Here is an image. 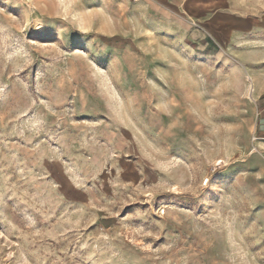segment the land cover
<instances>
[{
  "label": "rangeland",
  "instance_id": "1",
  "mask_svg": "<svg viewBox=\"0 0 264 264\" xmlns=\"http://www.w3.org/2000/svg\"><path fill=\"white\" fill-rule=\"evenodd\" d=\"M134 6L0 0V264H264V99Z\"/></svg>",
  "mask_w": 264,
  "mask_h": 264
},
{
  "label": "crops",
  "instance_id": "2",
  "mask_svg": "<svg viewBox=\"0 0 264 264\" xmlns=\"http://www.w3.org/2000/svg\"><path fill=\"white\" fill-rule=\"evenodd\" d=\"M133 2L155 29L175 30L179 49L193 61L208 65L224 62L236 84L243 86L249 81L259 104L264 99V20L259 17V0ZM153 10L156 17L151 16ZM259 153H264V109L259 121Z\"/></svg>",
  "mask_w": 264,
  "mask_h": 264
},
{
  "label": "built area",
  "instance_id": "3",
  "mask_svg": "<svg viewBox=\"0 0 264 264\" xmlns=\"http://www.w3.org/2000/svg\"><path fill=\"white\" fill-rule=\"evenodd\" d=\"M133 1H137V0H133ZM208 182V179H205L204 184H206Z\"/></svg>",
  "mask_w": 264,
  "mask_h": 264
}]
</instances>
